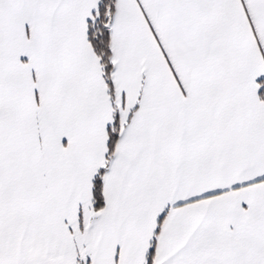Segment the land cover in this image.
<instances>
[{
	"label": "snow or ice",
	"instance_id": "obj_1",
	"mask_svg": "<svg viewBox=\"0 0 264 264\" xmlns=\"http://www.w3.org/2000/svg\"><path fill=\"white\" fill-rule=\"evenodd\" d=\"M0 264H264V0H0Z\"/></svg>",
	"mask_w": 264,
	"mask_h": 264
}]
</instances>
